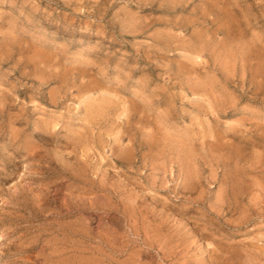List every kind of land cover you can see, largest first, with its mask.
I'll use <instances>...</instances> for the list:
<instances>
[{
  "label": "rangeland",
  "instance_id": "1",
  "mask_svg": "<svg viewBox=\"0 0 264 264\" xmlns=\"http://www.w3.org/2000/svg\"><path fill=\"white\" fill-rule=\"evenodd\" d=\"M0 264H264V0H0Z\"/></svg>",
  "mask_w": 264,
  "mask_h": 264
},
{
  "label": "bare ground",
  "instance_id": "2",
  "mask_svg": "<svg viewBox=\"0 0 264 264\" xmlns=\"http://www.w3.org/2000/svg\"><path fill=\"white\" fill-rule=\"evenodd\" d=\"M35 64V63H34ZM36 67V66H35ZM171 147V146H170ZM125 149V148H124ZM192 186V185H191ZM233 193V192H232ZM227 197V196H226ZM233 200V199H232ZM191 203V202H190ZM196 204V203H195ZM198 205V204H197ZM159 207V206H158ZM229 209V208H228ZM212 213V212H211ZM186 218V217H185ZM192 219V218H190ZM143 224V223H142ZM144 226V225H143ZM148 226V225H147ZM217 227V226H216ZM221 231V230H220ZM129 232V231H128ZM214 234V233H213ZM2 236V235H1ZM158 242V241H157ZM73 247V246H72Z\"/></svg>",
  "mask_w": 264,
  "mask_h": 264
}]
</instances>
